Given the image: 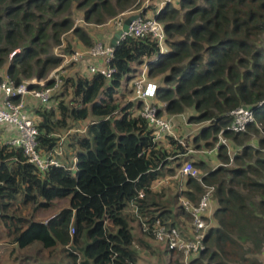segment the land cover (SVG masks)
<instances>
[{"label":"trees","instance_id":"obj_1","mask_svg":"<svg viewBox=\"0 0 264 264\" xmlns=\"http://www.w3.org/2000/svg\"><path fill=\"white\" fill-rule=\"evenodd\" d=\"M140 1L0 0V69L8 66L16 84L47 79L62 66L63 55L74 52L71 41L64 45L67 35L93 46L75 11L84 13L86 25L101 26ZM157 20L165 27L167 53L160 55L148 35L128 38L115 49L111 79L64 76L50 105L34 107L38 150L46 155L61 148L63 167L40 171L22 149L0 141V263L7 252L12 264H140L141 251L157 254L150 234H136L135 223L161 219L176 226L184 212L160 205L165 193L153 185L183 166L187 150L172 136V150L154 143V129L141 116L143 101L132 100L129 83L148 63V75L158 84L151 103L159 115L190 112L189 123L208 124L193 141L185 139L187 147H213L233 123V111L253 110L256 123L246 132L223 133L235 147L231 156L227 145L220 146L223 166L207 171L204 163H193L207 173L204 183L216 188L218 208L205 250L191 264H264L258 257L264 255V0H176ZM53 46H64L63 55H53ZM82 125L83 134H67ZM187 185L177 197L197 203L203 186L194 178ZM166 264L183 263L180 257Z\"/></svg>","mask_w":264,"mask_h":264},{"label":"built area","instance_id":"obj_2","mask_svg":"<svg viewBox=\"0 0 264 264\" xmlns=\"http://www.w3.org/2000/svg\"><path fill=\"white\" fill-rule=\"evenodd\" d=\"M154 1L156 0H147L141 10L149 8ZM172 1L160 0V4L165 5ZM141 10L122 13L113 19L115 21L114 25L121 30L128 17L137 16V19L129 26V30L121 36L118 45L128 38L142 39L148 35L156 41L160 55L167 53L169 48L166 45L167 36L164 25L156 18L143 17ZM63 57L64 64L67 66L78 65L89 59L101 60L102 64L89 67V71L93 75L103 74L105 78L111 79L115 73V69L111 67L115 57V48L103 42H97L87 50H77L70 56L63 55ZM53 73V75L44 80L32 77L21 84H16L12 80L7 79L0 85V92L4 94L3 103L0 106V126L11 125L16 127L18 131L16 137L8 141L7 144L11 147L22 149L27 162L43 172L48 171L51 167L64 166L57 158V156L63 154V151L59 148L50 154L43 155L38 150L39 130L36 125V119L27 112V97H33L44 103L48 102L64 83L65 67L62 65ZM48 81L52 82L50 86L47 85ZM33 86H40L41 89L33 88ZM132 90V100L143 101L144 106L141 116L154 129V143L158 144L168 136H174L173 118L165 115L160 116V109L151 103L152 99L156 97L158 84L150 80L147 65L132 81ZM14 99H18V102H15ZM231 116L233 117V123L230 127L220 132L219 141L213 151L218 150L221 145H227L228 140L223 136L225 131L231 130L235 133H244L248 125L256 121L254 112L250 108L244 109L240 107L233 111ZM179 142L183 146L186 145L183 140H179ZM204 177L205 175L192 162H185L174 177V179L178 180L194 178L204 188V192L197 203H193L183 196L178 198L179 207L189 215V222L186 227L167 225L161 219H156L152 225H149L145 218L141 219L142 231L149 233L152 240L164 247L165 250L167 249L182 256L181 262L183 264H191L205 250V238L211 229L208 213L213 203L216 188L206 185ZM167 182L165 180L157 181L155 188ZM139 197L144 198L145 193L141 192Z\"/></svg>","mask_w":264,"mask_h":264},{"label":"crops","instance_id":"obj_3","mask_svg":"<svg viewBox=\"0 0 264 264\" xmlns=\"http://www.w3.org/2000/svg\"><path fill=\"white\" fill-rule=\"evenodd\" d=\"M156 11H157V7L156 6H152L151 9L146 11V16L152 18L155 15ZM82 19H83V15H82ZM87 31H88L89 35L91 36V38L93 40V43H92L93 45L95 43H97V42H103L104 44H107V45L109 44L110 45L112 40H113V38H114V36L120 31V29L117 28L114 25L113 28L110 29V30L104 29V30H101V31L97 32L96 30L87 29ZM74 40H75L74 42H71V45L73 47L72 50L77 51V50H86V49L90 48V47H86L84 44H82L76 37H75ZM100 64H102L101 60L89 59L88 61H84V62H82V63H80L78 65L71 66L70 67L71 73L67 77L68 78H75V77L83 75V76H86V77L90 78V77L93 76V74L89 71V67L93 66V65H100ZM143 66L144 65H142L139 68L142 69V68H144ZM7 68H8V66H5L2 69H0V81H3V79L5 80L8 77ZM2 71H4V72H2ZM128 89L132 92V81L129 83ZM3 99H4V95H3V93H0V106H2ZM52 103H53L52 107L54 105H56L55 101H53ZM48 105H50V102L44 103V102H41L40 100H37V99H35L33 97H30V96L27 97V107H26L27 112L29 114H31V116H33L34 119H36V123H37V120H38V116H37V114L35 112H33L34 111V107L35 108L44 107V106L48 107ZM185 116H186L185 114L177 116V117H180V122H181L182 128L179 129V130L174 129V136H172V137H174V140L178 139V140H183L185 142L186 138L182 136V132H184L186 130L187 125H192V123H189V120H187L185 118ZM182 122H185V123L183 124ZM201 124H203V123H201ZM205 124H206L205 126L208 125L207 123H205ZM205 126L201 127V129H199V132L195 133V135H193V137L190 136L191 134L186 135V137L190 136L191 137L190 140L193 141V139L197 135H199V133L202 131V129ZM84 131H85V125H82L80 129L73 130V131H71V132H69L67 134H70V133L73 134V133H77V132L79 134H83ZM180 131H181V133H180ZM176 132H177V134H176ZM17 134H18V131H17L16 127H14V126H11V125L0 126V141L2 143H5V144L8 143V141H10L14 137H16ZM65 137H66V134L63 136V138H65ZM167 138L162 140L160 143H158V146H165V147H167L169 149V145H167V141H168ZM216 144L213 147L208 148V147L205 146V142H201V144H200L201 147L197 148L196 144H192V142H191V144L188 147H187V143H186V145L184 146V147H186V150H187L186 155H184V158L187 159L186 162H192V163L202 162V163H204L206 165L207 171H210V170L213 171V170L219 168L220 166H223V164L220 163L218 158H217L218 150L220 148L218 150L213 151L214 148L216 147ZM193 146H196L197 149L195 150L193 148ZM227 146L229 148L230 155L232 156V151H231L232 147H230V142L229 141L227 143ZM234 148H232V149L235 150ZM169 150H172V149H169ZM211 151H213V152L211 153ZM234 154H235V152L233 153V155ZM196 155H197V158H198L197 160H196V157H195ZM178 157H181V156H177L176 158H178ZM182 159L183 158H181V162L184 163V161H182ZM63 161L66 162L67 160L64 158ZM70 162L72 164L71 165L72 166L71 169L73 170L74 166H75V164L77 162L76 157L72 156ZM176 163L177 162L173 163L172 166H175ZM179 169L173 175L166 176V177L161 179V180L168 181L167 183H164L163 185L158 186L157 188H155V185H156V183H155L153 185V188H154V191L164 192L165 193L163 199L166 200V202H168L169 198H175V200H176L175 205H172V202L171 203L168 202V203H166L165 208H167L168 210L173 211L174 214L179 213V212H184L182 217H180V218L177 217L178 221H176V225L177 226H181V227H186V225L189 222V215H188V213H186L184 210H182L179 207V202H178V197L177 196H178V193H183V192H187L188 191V185H187L188 179H184V180L174 179V177L177 175ZM203 174H207V173H203ZM190 201H192V200H190ZM193 203H195V202H193ZM217 208H218L217 203L216 202L212 203L211 208H210L209 213H208L209 220L211 222V228L216 227V225H217V222L215 220V215H214ZM136 225H137V227L135 226L136 227L135 233L139 234L140 230L142 228H141V226L139 224L136 223ZM140 254H141V262H140V264H145V261H146V258H147L146 256H152V261L153 262L155 261L154 262L155 264H163V262H166V260L162 259V256H163L162 254L158 255V253H157L156 255H153V254H151L148 251H141ZM172 254H174V253H172ZM166 255L169 256V257L171 256L170 254H166ZM158 256L160 257V259H159ZM170 258H169V261H167V263L168 262H173L174 263V261L172 259H170Z\"/></svg>","mask_w":264,"mask_h":264},{"label":"rangeland","instance_id":"obj_4","mask_svg":"<svg viewBox=\"0 0 264 264\" xmlns=\"http://www.w3.org/2000/svg\"><path fill=\"white\" fill-rule=\"evenodd\" d=\"M143 3H144V0H141L140 1V4L138 5V7H136L133 11H137V10H140V8L142 7V5H143ZM146 13V12H145ZM82 14H84L82 11H75L74 12V17H75V19H76V24L77 25H79V26H82V27H84L85 29H92V30H96L97 32L98 31H101V30H104V29H106V30H110V29H112L113 28V26H114V24H115V21H113V20H111V19H109L108 20V22L106 23V24H104V25H101V26H98V25H86L85 23H84V21H82L83 19H82ZM73 39V40H72ZM75 37H74V35L73 34H69V35H67L66 37H65V39H64V45H65V47L68 45V42H74L75 40ZM52 43V45H53V42H51ZM65 48H64V46H62V47H58V46H53L52 47V53H53V55H59V56H61V55H63V50H64ZM62 65L65 67V74H64V76H68V75H70V73H71V69H70V67L71 66H67V65H65L64 63H62ZM70 69V70H69ZM54 71H56V70H52V71H50L49 72V74H48V76H47V78L49 77V76H51V75H53L54 73ZM2 72H4V71H2ZM3 81H4V79H3ZM3 81H0V83H2ZM0 93H2V92H0ZM4 95V94H3ZM130 97H132V95H130ZM186 116H185V118L188 120V118H189V116H190V112L189 113H187V114H185ZM166 117H172L173 118V124H174V129H176V130H179V129H181L182 128V126H181V122H180V117H177V116H168V115H165ZM184 121V120H183ZM183 124L185 123V122H182ZM187 125V124H186ZM206 124L205 123H203V124H192V125H187V128H186V130L184 131V132H182V136L183 137H185L186 139H190L191 137L190 136H192L193 137V135H195V133H197V132H199V129H201V127H203V126H205ZM180 133H181V131H180ZM179 133V134H180ZM176 134H177V132H176ZM189 134H191L189 137H186V135H189ZM262 137L264 138V133H262ZM255 139H253V141H252V144L253 145H256L255 143ZM230 147H232V148H234L233 146H231L230 145ZM193 148L196 150L197 148H196V146H193ZM231 148V151H232V155H233V153L235 152V150H233ZM65 152H67L66 150H65ZM68 152H69V150H68ZM196 157V160L198 159L197 158V155L195 156ZM168 202L169 203H171L172 202V205H175V203H176V200H175V198H169L168 199ZM168 202H166V200H164V199H160L159 200V204L160 205H162V206H165L166 205V203H168ZM213 203H215L214 202V200H213ZM65 203H61V206L62 205H64ZM63 207V206H62ZM62 207H57V209H54V210H50V212H48V214H46V215H48V216H52V215H54V214H56V212H57V210L60 208H62ZM48 216H46V217H48ZM43 218H45V217H43ZM135 226L137 227V225H136V223H135ZM0 234H4V231H2L1 229H0ZM1 242H4V240H1L0 241V243ZM149 242H150V244L152 245V247L154 248V250L158 253V255H160V254H162L163 256H162V259L163 260H166V262L167 261H169V258L170 259H172L173 261H174V263H175V261L179 258L180 259V257L182 258V256H180V255H178V254H176V253H174V254H172L170 257L169 256H167L166 254V251H165V248L164 247H162V246H160V245H158V244H156L153 240H149ZM12 248V247H11ZM3 254V253H2ZM7 255H5V256H3V257H1L2 259H1V263L0 264H12V262L11 261H8V258H9V256H8V252L6 253ZM251 257L253 256V255H250ZM147 258H146V261H145V264H155L153 261H152V256H146ZM159 257V256H158ZM262 261H264V255H262V254H260L259 256H258ZM159 259H160V257H159ZM166 262H163V264H166Z\"/></svg>","mask_w":264,"mask_h":264},{"label":"clouds","instance_id":"obj_5","mask_svg":"<svg viewBox=\"0 0 264 264\" xmlns=\"http://www.w3.org/2000/svg\"><path fill=\"white\" fill-rule=\"evenodd\" d=\"M146 1H147V0L144 1V3H143V5H142V7L140 8V10L144 7ZM175 2H176V0H173L171 3H175ZM167 4H169V3H167ZM167 4H165V5H161V4H160V0H156V1H154L153 3H151V5L149 6V8H147V9H145V10H143V11L141 10V12H142V16H143V17H146V18H150V17H147V16H146V13H145V12H146L147 10L151 9L152 6H156V7H157V11H156L155 15H154L152 18H156V19H157V16L159 15V12H161V10H162ZM131 11H132V10H131ZM137 11H138V10H137ZM132 16H136V15H132ZM128 18H129V17H128ZM128 18H127V19H128ZM127 19H126V20H127ZM160 23H161V22H160ZM121 30H122V29H121ZM166 42H167V40H166ZM110 46H111V44H110ZM117 46H118V45H117ZM90 48H91V47H90ZM88 49H89V48H88ZM115 49H116V48H115ZM86 50H87V49H86ZM15 54H16V53L12 54L11 57H13ZM146 65L148 66V63H145L143 67H145ZM142 69H143V68H142ZM148 73H149V69H148ZM34 77H36V76H34ZM149 78H150V77H149ZM7 79H10V78L7 77L5 80H7ZM5 80H4V81H5ZM10 80H11V79H10ZM27 80H28V79H27ZM40 80H41V79H40ZM42 80H44V79H42ZM150 80H151V79H150ZM4 81H3V82H4ZM24 81H26V80H24ZM24 81H23V82H24ZM152 81H154V80H152ZM3 82H2V83H3ZM13 82H14V81H13ZM155 82H156V81H155ZM2 83H0V85H1ZM33 88L41 89L40 86H33ZM51 98H52V97H51ZM51 98H50V100H51ZM15 100H17V101H15ZM37 100H38V99H37ZM50 100H49L48 102H50ZM14 101H15V102H18V99H14ZM243 107H244V106H243ZM248 108H249V107H248ZM255 120H256V119H255ZM253 123H256V121L253 122ZM6 144H7V143H6ZM59 161H60V160H59ZM224 166H228V165H224ZM204 175H205V174H204ZM186 213H187V212H186Z\"/></svg>","mask_w":264,"mask_h":264},{"label":"water","instance_id":"obj_6","mask_svg":"<svg viewBox=\"0 0 264 264\" xmlns=\"http://www.w3.org/2000/svg\"><path fill=\"white\" fill-rule=\"evenodd\" d=\"M137 19V16H131L129 17L126 21L125 24L122 28V30H120L113 38L112 42H111V47L116 48L118 45V42L121 39V36L124 34V32H127L129 30V26L131 25V23ZM244 109H247V106L243 107Z\"/></svg>","mask_w":264,"mask_h":264}]
</instances>
